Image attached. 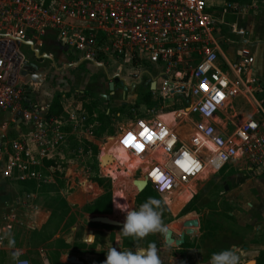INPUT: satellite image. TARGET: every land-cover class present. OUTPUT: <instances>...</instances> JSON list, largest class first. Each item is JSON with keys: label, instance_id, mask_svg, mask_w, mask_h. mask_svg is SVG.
Returning a JSON list of instances; mask_svg holds the SVG:
<instances>
[{"label": "rangeland", "instance_id": "1", "mask_svg": "<svg viewBox=\"0 0 264 264\" xmlns=\"http://www.w3.org/2000/svg\"><path fill=\"white\" fill-rule=\"evenodd\" d=\"M254 3L256 5H251V1L245 2V10H237L239 14L233 19L237 18L241 23V20L247 19V15L254 13L259 4H264L258 0ZM258 10L264 11L263 8ZM236 27L235 24L234 31ZM49 41H44V47H39L40 44L34 47L33 42L26 43V48L20 52L26 61L21 71L24 80L22 83L28 81L31 84L25 85V90L31 96L30 106L26 110L30 117L23 125L25 135L28 137V134L46 132L52 144L50 149L59 144L60 152L48 157L34 153L35 163H32V169L29 171L31 174L38 173L41 168L43 175H46V181L32 178L25 182L20 181V186L7 187L10 199L0 203V225L9 222L14 224V228L10 230L15 237L16 248L23 251L20 258L30 262L33 260L31 263L35 264L38 261L34 254L36 245L44 244L48 249L46 259L49 264H65L61 262L65 261V256L68 255L84 260L85 264H103L110 247L135 252L147 248L149 244H155L161 264H178L184 253H187L186 264H210L214 253L228 248L236 250L240 256V264L255 261L258 254L264 250V168L257 169L239 161L232 162L217 174H211L205 169L186 186H179L172 191L161 193L153 189L155 198L163 202L161 211L165 229L173 230L175 239H178L186 228L198 231L195 235H186L183 245L166 244V230L149 234L142 239L121 237L119 230L125 219V213L121 209L131 210L140 206L136 203V197L141 192L138 183L144 179L142 168L140 173L133 175L137 168L143 167L139 159L132 157L116 139L127 131L130 124L127 117H131L133 112L129 110V104L121 111L123 116L120 118L108 116L104 112L107 106H121L119 95L104 105L98 97L99 92L107 91L108 81H113L110 77L113 73L112 62L107 75L101 70L81 68L73 65L72 57L75 55L71 57L66 54L70 52L68 45H64L66 52L62 51L63 56L58 51L59 47L52 46V41L48 45ZM124 63L123 76L128 80H135L138 86L134 99L136 112L140 117L150 116L153 106L145 104L142 99L148 94L152 95L148 92L147 81L148 72L155 75L153 69L147 65L139 68V62H135L133 67L128 60ZM36 77L43 79L32 81L37 79ZM63 95L67 99L61 119V132L64 137L60 139L55 135L56 130L60 128L45 122L46 117L38 113V105L46 97L52 99ZM93 98H96L95 101ZM79 102L89 103L88 107L85 106L86 111L80 107ZM153 103L158 105L159 102L154 99ZM235 105L233 109L227 106L219 111L221 121L227 120L229 124L228 130H232L234 124H239L248 114L249 108L243 107L241 100ZM170 114L175 115L166 114L162 118L163 121ZM183 118L185 117L182 114L176 122L179 123ZM196 119L199 118L194 117L193 121ZM98 120L101 122L100 126L94 124ZM18 121L19 118L9 119L0 125V140L4 142L5 150L10 153L12 140L22 137L20 129H17L22 124ZM186 122L191 125L190 121ZM219 126H223L222 123ZM177 131L181 140L187 139L186 129ZM103 151L105 154H102ZM110 155L112 159L106 157ZM23 157L28 158L25 155ZM112 172L115 173L114 177ZM127 173L130 176H127ZM94 178H106V182L110 183L112 211L108 216L99 217L95 213L85 211V207L104 192L102 186L92 180ZM18 191L42 192L46 196L39 195L31 210L22 209ZM61 191L65 201L54 197L55 192ZM121 192L123 197L120 196ZM115 194L118 199L113 198ZM115 201L118 202L117 209L113 205ZM44 216L48 217L46 227L40 232H28L27 222ZM94 218H105L117 225L104 226ZM61 221L65 222L66 228L63 227L60 232L58 228ZM78 230L80 232H77ZM87 234L96 235L92 245L85 243ZM55 236L56 239L47 243ZM5 242L7 246V240ZM27 242L30 247L26 245ZM12 251L13 249L0 247V264H15L11 259Z\"/></svg>", "mask_w": 264, "mask_h": 264}, {"label": "built area", "instance_id": "2", "mask_svg": "<svg viewBox=\"0 0 264 264\" xmlns=\"http://www.w3.org/2000/svg\"><path fill=\"white\" fill-rule=\"evenodd\" d=\"M239 7L225 0H0V111L27 110L20 45L36 43L55 31L58 42L84 58L94 59L93 48L98 46V52L127 57L139 62V68L152 67L155 75L148 72V90L162 99L163 107L174 104L176 96L184 101L182 113L191 122L184 141L178 125L140 118L120 140L145 165L144 177L157 192L186 186L205 169L217 174L237 160L262 165L264 104L243 78L253 58L244 48L238 61L226 59L231 77L216 64L221 50L216 37L220 14ZM237 96L253 105L254 114L228 130L219 126V111ZM194 117L199 119L193 121ZM145 128L153 134L151 140L140 135ZM129 133L143 145L142 151L123 143ZM35 138L42 145L51 143L43 131ZM13 147L12 167L18 169L17 178L25 180L26 168L19 165L24 142L19 139ZM15 264L32 263L19 258Z\"/></svg>", "mask_w": 264, "mask_h": 264}, {"label": "crops", "instance_id": "3", "mask_svg": "<svg viewBox=\"0 0 264 264\" xmlns=\"http://www.w3.org/2000/svg\"><path fill=\"white\" fill-rule=\"evenodd\" d=\"M254 1L255 0H251V3H252L251 5H256L254 3ZM258 1L260 3L264 2V0H258ZM260 5L261 4H259V7L257 9H255L253 14L247 15L246 20H241V23H239L237 21L238 20L237 18L235 20L233 18L238 16L239 11H237V10H240V9L243 11L245 10L246 4L240 5L241 7L237 8L236 10L228 9V10H226V12H221L220 19L222 22L220 24V32L218 34H216V37L221 40V50L218 52V59H217L216 64L219 68L223 69L226 73H229L228 72L229 68L226 64V59L228 61H231V62H236L239 60V58L241 56L240 51L243 50L244 48L247 49L249 51V55L252 56V58H253V64L251 66V69L249 71H247L246 74L243 75V78L248 83L251 84L255 97L264 104V11L258 10L259 8L264 9V4L261 6ZM235 24L238 28L236 27V30L234 31L233 28L235 27ZM56 35H57V33L55 31L47 33L43 39H40V40L36 41V43H34L35 44L34 47H36L38 44H40L39 47H44L43 46L44 41L50 40V41H52L51 42L52 46L55 47V45H56V47H59L58 51H60V53L62 54V51H65L64 45L67 46V44L58 42ZM247 35H248V37H245ZM50 41H49L48 45L51 44ZM20 47H21V50H24L26 48L25 44L20 45ZM93 50L97 51V54L95 55L94 59L84 58L83 53H81L79 51L76 52L71 47H70V52H68V53L66 51L65 52H66V54L71 55V57L73 55H75L72 57L73 65L79 66L81 68L84 67V68H87L90 70H93V69L94 70H101L105 73V75H107L108 70L111 69L110 62H112L113 73L110 75V77L113 78V81L112 82L108 81L109 84L107 87V91L99 92L98 97L101 100L102 104L104 105V103L111 102V100L114 97H116V95H119V103L121 104V106H120L121 108L120 107L112 108L113 106H110V107L107 106V108L105 107L104 112L106 114H108V116H118L120 118L121 116H123L121 111L124 109V107L128 104L130 105L129 110H131L133 113H132L131 117H127L128 120L130 121L129 127L125 133H122L121 135L118 136V138H116L119 141L120 145H121L120 140L126 135V133L129 131V129L133 126L136 118L145 119V120L160 119L161 121H163L162 118H164V115H166V114L173 113L176 115V119H178L183 114L182 113V108H183L182 106H183L184 101L181 100L180 96H176L177 100L174 101V104L168 106V107H174V110L173 111H166V109L168 107H163L162 99L159 98L157 94H152V95L149 94V95H151V96H149V97H151L150 105L153 106V108L150 110L151 115L150 116L147 115L146 117H140V115L136 112L137 110L135 108V100H134L136 95H137V90H138L137 83L135 80H128L127 77L123 76V74H122L123 69H124V64H125L124 62L126 60L131 62L132 67L134 66V63L137 61L132 62L129 58L124 57V56L117 57V56H113V55L106 54L103 52H98V50H99L98 46L96 48L94 47ZM62 55L64 56V53ZM121 61H122V63H121ZM25 62H26L25 58H23L21 67H24ZM137 64H138V62H137ZM29 65H34V64H29ZM22 70H23V68H21V71ZM128 77L131 78L130 75ZM230 77H231V74H230ZM36 78L37 79H34L32 81L39 80V78L43 79V77H39V78L36 77ZM20 81H21V83H22V81H24L22 79V74L20 75ZM111 83H113V89L112 90H110V84ZM22 85L25 87V85H31V84L28 81H26V83H22ZM80 92L83 93L82 90H80ZM148 92H150V91L148 90ZM30 97H31L30 94H28V92H26V99L24 102L28 103L29 106L31 103ZM55 99H58L60 101V103L62 105V113L60 114V116L57 119L52 120L51 118L48 117V112H49L51 104L53 103V101ZM66 99L67 98L64 95L61 97H55L52 99H49L46 97L43 100H41L39 102L40 105H38V107L40 109V110H38L39 111L38 113H40V115H44L46 117L45 122L47 124H54L58 128H60V129L56 130V133H55V135H57V138H60V139H63V137H64V133L61 132V127H62L61 126V119H63L62 116H63L64 110H65V104H66L65 100ZM95 99L96 98H93V101H95ZM154 99L158 100V102H159L158 105L153 103ZM240 100L244 104L243 107L249 108L247 116L242 120V121H244L245 119H247L248 117H250L254 114L253 105L246 98H244L242 96L234 97L230 100V102L227 106H229L233 109V108H235V106H236L235 104L237 103V101L239 102ZM142 101L145 103V99H142ZM101 102H98V104ZM79 105H80V107H82V109L84 111H86L85 106L88 107L89 103L88 102H84V103L79 102ZM29 106L27 108H29ZM161 108H162V110H161ZM23 110L24 111L20 110L16 114L5 112V111H2V112L0 111V125H3V123L8 121L9 119L12 120L14 118H17V119L19 118L18 123L22 124L21 127H17V129H20L22 137H17V139L12 140V142L10 144L12 147L11 153L8 150H5L4 142H2L0 140V203L4 202L7 198H8V200L10 199L9 194L7 193L8 188H10L12 185L20 186L19 185L20 180L17 178L18 174H19L18 169L12 167V160L15 159V158H13V156H15V154H16V151L13 147V142L21 139L24 142V152L22 153V157H23V155H25L26 157L33 159V161H30L28 158L24 159V157L23 158L21 157L22 160H20V161H22L23 164H19V165H23L26 168L24 171L25 180H21L22 182L23 181L25 182V181L32 179V178L37 179V181H46V175H43L44 171L41 168H39L38 173L31 174V171H29L32 169V165H33L32 163H35L34 156H33L34 153L38 152L40 155L47 156V157L49 155L53 156L54 153H58V154L60 153V152H58L59 151V147H58L59 144L57 145L56 148L50 149L52 144L50 143V144H43L42 145L39 141H36L35 134H32V135L28 134L27 135L28 137H26L24 129H23V125L26 123V120L29 118L28 116L30 114L27 113L25 111V109H23ZM178 115H180V116H178ZM168 116H170V115H168ZM168 116H166V117H168ZM176 119L174 122L175 124H173V125L174 126L178 125L177 129H179V130L182 128L186 129L187 133L185 135L188 137L189 134L191 133V125H189V122H186L187 118L186 117L183 118L181 121H179V123L176 122ZM163 122H165V121H163ZM185 122H186V124H185ZM221 123H222L223 127H225L226 129L229 128V124H228L227 120H225L224 122L221 121ZM94 124L100 126L101 122L98 120ZM18 125L19 124H17V126ZM168 125L172 126V124H168ZM234 125L237 126L238 124H234ZM17 132H19V130H17ZM6 153L9 156L6 155ZM237 161L243 162L245 164H248L250 167H255L257 169L264 168V164L252 165L247 160H244V161L237 160ZM16 163L18 164V161H16ZM38 163H39V161H38ZM43 167H44V169L46 168L45 166H43ZM141 168L143 169V174H144L145 165H144V168L143 167L137 168L133 172V175L140 173ZM143 178L145 179L144 175H143ZM42 194H44L46 196V194L42 193V192H29V193L19 192L20 207L22 209H30L31 210L33 208L35 202L37 201V198L39 197V195H42ZM62 195L64 196V193L62 191L60 193H57V192L54 193V197H59L61 200H64ZM13 197H14V195H13ZM93 203L89 204L88 206H91ZM13 204H14V200H13ZM88 206L85 207L86 212H88L87 211ZM47 209L52 210L51 208H47ZM111 211H112V209H111ZM89 213H92V212H89ZM95 214H97V216L101 217V216H108L109 214H111V212L109 214H98V213H95ZM33 216L35 217V215H33ZM48 216H49V213H48ZM7 218L8 217H6V219ZM15 219H17V217H15ZM8 220H9V218H8ZM12 221H13V223L16 222L14 219ZM99 223L103 224L104 226H114L115 227L117 225V224L102 223L100 221H99ZM47 224H48V217H46V216H44L43 218L40 217V218H36L34 220H31V221L27 222L28 232H30V230H31V233H34L37 231L40 232L46 227ZM64 224H65V222H62V221L60 222V224H59L60 226L58 228V230H60V232H61V230H63ZM13 228H14V224L12 225L10 222L6 225H0V233L5 232L6 229H13ZM64 228H66V227H64ZM80 230H78L77 232H80ZM173 237H174V231H173ZM56 238H57V236H55L54 238H52L48 242L47 241L46 242L50 243ZM82 241H84V239H82ZM26 245H28L30 247L29 242H27ZM0 247H3V249L5 248V249L9 250V248L6 246L5 241L0 243ZM47 250L48 249L46 248V246L44 244H40V245L37 244L36 245V251L34 254H35V257L38 261H36L35 264H49L48 260L46 259ZM24 252L28 254L27 251H24ZM263 252H264V250L261 251L260 253H263ZM260 253L258 254V256L260 255ZM70 256L71 255L65 256V261H62V262L60 261V262L65 263V264H73V263H69L67 261V258ZM258 256L255 258V263H256V259L258 258ZM75 258L79 261V263H77V264H85L84 260H80L77 257H75ZM31 262H33V260H31ZM15 263H16V261H15Z\"/></svg>", "mask_w": 264, "mask_h": 264}, {"label": "clouds", "instance_id": "4", "mask_svg": "<svg viewBox=\"0 0 264 264\" xmlns=\"http://www.w3.org/2000/svg\"><path fill=\"white\" fill-rule=\"evenodd\" d=\"M162 203L160 199L149 197L138 208L131 210L120 208L125 213L124 222L119 230L121 237L142 239L152 233L164 232L166 229L162 222ZM95 239V235L87 234L85 243L92 245ZM5 240L8 248L13 249L11 259L17 261L23 255V251L16 248V240L10 229L0 233V243ZM103 264H161V260L155 244H149L147 248L135 252L110 247ZM210 264H240V256L232 248L224 249L212 255Z\"/></svg>", "mask_w": 264, "mask_h": 264}, {"label": "trees", "instance_id": "5", "mask_svg": "<svg viewBox=\"0 0 264 264\" xmlns=\"http://www.w3.org/2000/svg\"><path fill=\"white\" fill-rule=\"evenodd\" d=\"M227 3L231 4H238L243 5L245 2L251 1V0H225ZM151 95L145 96V103L150 104ZM174 107H168L166 111H173ZM62 113V105L58 99H55L53 103L50 106L48 117L52 120L57 119L60 114ZM135 166H137L135 164ZM138 167V166H137ZM93 181H96L100 186H102L104 192L103 194L91 205L87 207L88 212L92 213H98V214H109L112 209V194H111V188L109 181L106 182V178H94ZM156 189L151 185L148 184V186L142 190L136 197V203L138 205H141L143 202H145L149 197H155ZM256 264H264V252L260 253L258 258L256 259Z\"/></svg>", "mask_w": 264, "mask_h": 264}, {"label": "water", "instance_id": "6", "mask_svg": "<svg viewBox=\"0 0 264 264\" xmlns=\"http://www.w3.org/2000/svg\"><path fill=\"white\" fill-rule=\"evenodd\" d=\"M112 89H113V83L110 84V90H112ZM147 184L148 183H147L146 179L141 180L139 182L141 191L147 186ZM94 220L100 221L102 223H107V224H115L114 222H111V221H109V220H107L105 218H95ZM197 233H198V231L195 230V229L186 228L184 231H182L180 233L179 238L175 239L173 237V231L171 229H167L165 231L164 240H165L166 244H172L173 243L175 246H180V245L184 244L186 235H195ZM186 260H187V253H184L183 256H182V259L179 260L178 264H186ZM67 261L69 263H73V264L79 263V261L74 256L68 257ZM248 264H256V263H255V261H249Z\"/></svg>", "mask_w": 264, "mask_h": 264}, {"label": "snow or ice", "instance_id": "7", "mask_svg": "<svg viewBox=\"0 0 264 264\" xmlns=\"http://www.w3.org/2000/svg\"><path fill=\"white\" fill-rule=\"evenodd\" d=\"M141 136L146 137L147 139L151 140L153 138V134L149 132L148 129H144L143 132L140 133ZM123 143L126 146L134 147L137 151L143 150V145L140 143H136V137L133 133H129L127 137H125ZM187 155V154H185ZM182 167H185L184 165H181ZM185 170H187V167H185ZM155 174V173H154ZM160 178V177H158Z\"/></svg>", "mask_w": 264, "mask_h": 264}, {"label": "bare ground", "instance_id": "8", "mask_svg": "<svg viewBox=\"0 0 264 264\" xmlns=\"http://www.w3.org/2000/svg\"><path fill=\"white\" fill-rule=\"evenodd\" d=\"M175 119H176V115H171L170 114V116H168V117H166L165 118V122L167 123V124H175L174 123V121H175ZM163 120V119H162ZM102 154H105L104 153V151L102 152ZM106 157H112L111 155L110 156H106ZM112 159V158H111ZM140 162H141V164H142V161L140 160ZM142 166L144 167V165L142 164ZM112 174H113V177H114V175H115V173H113L112 172ZM127 176H130V174L129 173H127L126 174ZM153 176H154V178L155 179H157L158 177H159V175H155L154 173H153ZM144 180V179H143ZM138 186L140 187V185H139V183H138ZM121 197H123V195H122V192H121V195H120ZM115 197H116V194H115V196L113 197L114 199H115ZM117 199H118V196L116 197ZM118 202H119V200H118ZM118 202L117 201H115V202H113V205H114V207L117 209L119 206H118Z\"/></svg>", "mask_w": 264, "mask_h": 264}]
</instances>
